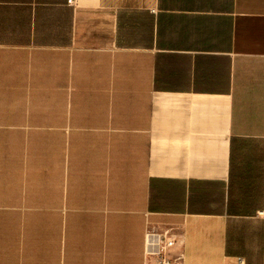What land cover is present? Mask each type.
<instances>
[{
  "label": "crops",
  "instance_id": "1",
  "mask_svg": "<svg viewBox=\"0 0 264 264\" xmlns=\"http://www.w3.org/2000/svg\"><path fill=\"white\" fill-rule=\"evenodd\" d=\"M146 228L264 264V0H0V264H145Z\"/></svg>",
  "mask_w": 264,
  "mask_h": 264
},
{
  "label": "built area",
  "instance_id": "2",
  "mask_svg": "<svg viewBox=\"0 0 264 264\" xmlns=\"http://www.w3.org/2000/svg\"><path fill=\"white\" fill-rule=\"evenodd\" d=\"M144 235L143 256L145 264L148 262L152 264H177L179 258L171 255L175 240L169 232L164 233L146 228Z\"/></svg>",
  "mask_w": 264,
  "mask_h": 264
}]
</instances>
